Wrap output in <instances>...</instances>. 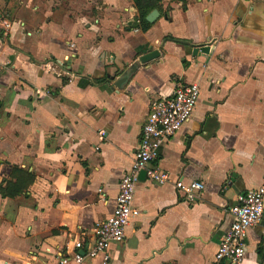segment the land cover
<instances>
[{"label":"crops","instance_id":"crops-1","mask_svg":"<svg viewBox=\"0 0 264 264\" xmlns=\"http://www.w3.org/2000/svg\"><path fill=\"white\" fill-rule=\"evenodd\" d=\"M155 9L144 30L134 0H0V264H77L60 260L112 213L150 103L185 82L200 95L161 148L169 181L139 175L123 242L79 264H228L230 209L264 185V0ZM194 180L192 202L177 182ZM242 264H264V216Z\"/></svg>","mask_w":264,"mask_h":264},{"label":"built area","instance_id":"built-area-1","mask_svg":"<svg viewBox=\"0 0 264 264\" xmlns=\"http://www.w3.org/2000/svg\"><path fill=\"white\" fill-rule=\"evenodd\" d=\"M0 23L6 27L10 25L4 18H0ZM199 95L198 83H177L170 95L157 98L150 103L147 118L142 126L139 146L133 154L132 165L119 180L116 205L112 213L95 225L93 232L95 240L92 245L79 240L75 243L76 251L72 258L64 256L60 261L67 263L74 259L79 264L85 258L102 257L107 260L111 246L123 242L127 227L141 213L134 205L140 173L145 171L146 177L156 184L169 181V174L158 164L161 148L190 120ZM177 187L184 191L186 200L193 202L200 196L204 185L198 180L188 184L178 181ZM230 213L232 221L220 241L215 260L228 264H242L246 255L249 230L264 216V185L242 194L231 207ZM85 247L87 249L83 254L82 250Z\"/></svg>","mask_w":264,"mask_h":264},{"label":"water","instance_id":"water-1","mask_svg":"<svg viewBox=\"0 0 264 264\" xmlns=\"http://www.w3.org/2000/svg\"><path fill=\"white\" fill-rule=\"evenodd\" d=\"M158 17H159V11L157 9H155L147 16V21L152 23ZM198 52L208 53L209 52V46L207 44L196 46L194 48V55L197 54ZM159 55H160V52L158 50H153V51L146 53L143 56H141L140 60H141V62H147L151 59L159 57ZM145 175H146L145 171H142L140 173V179H142L143 177L145 178Z\"/></svg>","mask_w":264,"mask_h":264},{"label":"trees","instance_id":"trees-1","mask_svg":"<svg viewBox=\"0 0 264 264\" xmlns=\"http://www.w3.org/2000/svg\"><path fill=\"white\" fill-rule=\"evenodd\" d=\"M138 11L141 23L143 24V29L146 30L150 23L146 20L149 11L153 8H159L160 0H134Z\"/></svg>","mask_w":264,"mask_h":264}]
</instances>
